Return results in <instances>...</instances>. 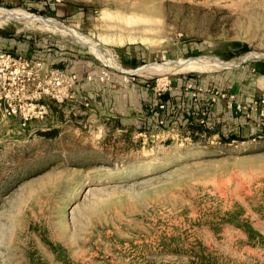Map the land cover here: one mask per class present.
<instances>
[{"label": "rangeland", "instance_id": "obj_1", "mask_svg": "<svg viewBox=\"0 0 264 264\" xmlns=\"http://www.w3.org/2000/svg\"><path fill=\"white\" fill-rule=\"evenodd\" d=\"M0 7L67 27L0 21L14 37L3 41L8 48L40 49L50 63L64 56L118 66L76 30L123 70L149 66L133 81L152 90L192 77L203 87L197 101L212 88L244 102L264 92V75L251 68L264 59V0H0ZM183 59L188 68L169 67ZM219 102L207 123L214 132L196 137L179 118L128 129L139 117H114L95 101L92 110L52 102L49 115L26 123L0 111V264H264V114ZM51 128L55 135L43 133Z\"/></svg>", "mask_w": 264, "mask_h": 264}, {"label": "built area", "instance_id": "obj_2", "mask_svg": "<svg viewBox=\"0 0 264 264\" xmlns=\"http://www.w3.org/2000/svg\"><path fill=\"white\" fill-rule=\"evenodd\" d=\"M112 69L121 72L124 81H133L138 71L137 68L123 70L121 67L104 63L98 72H88L86 79L106 82L112 78ZM78 81L79 74L76 70L51 64L44 57L29 56L23 52L14 53L0 48V111L4 115H19L24 123L33 118H45L51 112L52 102L62 105L74 98ZM171 86L170 79L157 82L153 89L157 94H161ZM186 89L198 100V92L203 87L192 79L187 82ZM208 94L206 101L209 105L223 99L228 106L236 107L247 115H250L249 111L252 110L264 114V92L247 102L238 100L235 92H226L219 88L210 89ZM161 107H164V104H161ZM203 113L204 118L201 121L207 124L208 110L204 108Z\"/></svg>", "mask_w": 264, "mask_h": 264}, {"label": "trees", "instance_id": "obj_3", "mask_svg": "<svg viewBox=\"0 0 264 264\" xmlns=\"http://www.w3.org/2000/svg\"><path fill=\"white\" fill-rule=\"evenodd\" d=\"M30 9L37 11L40 14H46V15L56 14V10L52 8L43 9V8H38V7H30ZM0 37L2 38V40H0V48L2 49L8 50L14 53L23 52L29 56L35 55V56L46 58L44 56V53L41 52L40 49H36V50L33 49L32 52L28 51L29 50L28 47L25 51L19 50L17 43L14 44L15 45L14 49L10 47L8 48L5 42H10V40L14 38L11 33H6L0 30ZM25 41H28L29 47L32 46L31 40L25 39ZM60 57H59V60H56L57 61L56 63L52 62L51 64L67 67L68 65L67 63H69V61L65 58H60ZM123 58L126 64L131 65L133 67L139 64L135 56H128V55L125 56L124 55ZM65 61H68V62L65 63ZM251 68L254 69L256 73L264 75V59L259 58V59L252 60ZM112 70L113 72L115 71L114 69ZM190 78L195 80V82L198 81L196 78H192V77ZM190 78L188 80H186L187 78H185L182 81L174 80V85L180 87L183 90L187 82L190 80ZM143 83L147 85L145 82ZM149 89H150V99L144 102L143 104L144 107H142L143 114L139 117L141 124L137 126L133 124L128 125L126 126L128 129L137 127V129L142 130V131L151 130L152 128H156V126L158 125H163V124L166 125L167 123L170 124L175 119L179 118L177 121L180 122V125L184 126L186 129H189L190 133H192L194 137H196V135L199 134L200 132L203 133V131L204 133L207 131L210 134L214 132V130L210 129L204 121H201V119L204 118L203 117L204 108L208 110V117H210V111H211L209 109L210 105L207 104V101L205 98L203 100V103L199 104V106L196 107L195 103L197 100L189 101L188 97L184 94L185 93L184 90L182 91V94L178 93L176 95L175 93H172L171 90H166L165 92L161 94H157L150 87ZM199 102H202V101H198L197 103ZM161 104H164V107H161ZM43 133L49 134V135H55L57 133V129L51 128L50 130H45ZM234 137L235 135L231 133L228 136V139L234 138Z\"/></svg>", "mask_w": 264, "mask_h": 264}, {"label": "crops", "instance_id": "obj_4", "mask_svg": "<svg viewBox=\"0 0 264 264\" xmlns=\"http://www.w3.org/2000/svg\"><path fill=\"white\" fill-rule=\"evenodd\" d=\"M131 55L135 54L132 53ZM72 60L73 61L67 63V68L78 72L79 81L75 87L74 98L71 99L72 103L68 100L65 105H71V108H77L80 104L88 106L89 104L92 105L95 101L99 104L98 107H101V110L108 112L110 115H114V117L121 114V119L130 118V120H132L133 118L134 120H137L138 117L142 115L139 111H142V105L144 102L150 99V89L148 86H145L144 83L135 84L134 81L125 82L122 79L123 74L118 71H114L112 78L106 82L87 80L86 74L88 72H98L99 67L89 61L78 62L75 59ZM169 90L176 95L178 93L182 94V91L184 90V94L188 97L189 101L195 100L192 96V92L186 89V86L182 90L180 87L172 85ZM198 95H200V92H198ZM197 102L198 101L195 103L196 107L203 103V101L199 103ZM221 104L222 103L219 102L216 105L212 104L210 106L215 105L212 108L217 110L215 112H219ZM88 107L91 110L93 109L90 106ZM212 108H210L211 111ZM134 111L136 114L132 115Z\"/></svg>", "mask_w": 264, "mask_h": 264}, {"label": "bare ground", "instance_id": "obj_5", "mask_svg": "<svg viewBox=\"0 0 264 264\" xmlns=\"http://www.w3.org/2000/svg\"><path fill=\"white\" fill-rule=\"evenodd\" d=\"M10 18H16L17 20L18 19H22V18H28V19H31L33 21H37V23L39 22V23H41L42 25H44V26H46L48 28H59V25L65 26L64 24L59 23L57 21H54V20H51L49 18L42 17V16L31 15L30 13H26L23 10L8 9V8H2V7H0V21L1 22L2 21L5 22V20L10 19ZM72 32H73V34H75V36H76L77 39H79L80 41H82V42L88 44L89 46H91L92 49L94 50V52L99 57L103 58L105 60V62L111 63L110 61L113 60L116 63V65H118V67H119V64L116 61V59L111 55V53H108L107 51H105L104 49H102V47L100 46V44H98L97 42L93 41L92 39H88L87 37L85 38L84 35H82L80 32H78L76 30L75 31H72ZM132 39H134V38H132ZM121 42H123V40ZM200 60L204 61V63H208V64H211V65H217V66H221V65L223 66V65H229L230 64V63H227V62L218 60L216 58H214V59H211V58H206V59L205 58H201ZM188 65H189V61L183 59L181 61L179 60V61L174 62V64L170 65L169 67H174V66L177 67V66H179L181 68V70H182V68H188ZM144 69H150V67L149 66H144V67H141V68H139L137 70H144Z\"/></svg>", "mask_w": 264, "mask_h": 264}, {"label": "water", "instance_id": "obj_6", "mask_svg": "<svg viewBox=\"0 0 264 264\" xmlns=\"http://www.w3.org/2000/svg\"><path fill=\"white\" fill-rule=\"evenodd\" d=\"M243 61H245L244 59H242L239 63H241V62H243ZM231 64H233V63H231Z\"/></svg>", "mask_w": 264, "mask_h": 264}]
</instances>
